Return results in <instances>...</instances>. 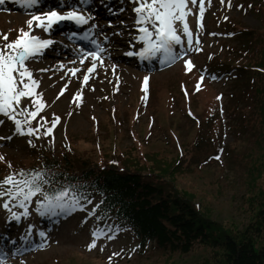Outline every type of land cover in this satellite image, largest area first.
Here are the masks:
<instances>
[{
	"label": "rangeland",
	"instance_id": "obj_1",
	"mask_svg": "<svg viewBox=\"0 0 264 264\" xmlns=\"http://www.w3.org/2000/svg\"><path fill=\"white\" fill-rule=\"evenodd\" d=\"M253 1L254 4L264 5V0H205L202 16L198 5L189 3L191 11L186 19L192 32L193 45L188 48L185 36L184 43L176 46L177 50L186 49L187 56L166 63L158 69H141L140 61L133 63L134 61L123 57L119 58L128 55L129 51L135 53L143 47V42L137 45L132 42L134 34H138V27L134 25L137 14L133 12V0H83L84 5L89 2L96 8L101 6V13H104L101 16L86 9L88 14L94 16V22L98 26L95 35H89L91 39L111 36L120 41L112 50L107 51V55L103 54V64H98L96 70L88 74L89 80L86 83L83 75L87 74L85 69L90 66V59L79 67L80 72L72 75L67 65L79 61V51L75 48L76 44L71 45L64 34L56 30L58 26L72 22L64 21L53 25L49 30L52 36H48L43 29L36 27L37 22L34 21L30 35L50 38L57 47L43 50L45 55H37L26 61L34 78L39 81L36 91L41 93L44 101V108L30 126H35L37 122L44 123L39 121V115H43L47 121L55 116L60 119L49 136L43 135V131L49 127V124L44 123L37 138L36 135H18L11 122L0 117L4 120L0 124V136H11V139L0 140V156L4 157L3 161H21L19 166L12 168L13 172L26 170L24 162H32L37 155L48 157L51 153L60 152V147H67V139L70 138L73 139L72 144L79 148L84 141L82 147L89 149L91 145L98 148L101 145L109 147L107 144H112L113 135H116L121 138V145L135 143L143 148L145 143L153 144L154 138L165 140L171 134L173 124L179 120L181 126H185L192 117H202L201 121L206 122L212 113L213 119L220 121L219 139L212 136V143L216 146L215 149L219 146V150H209L204 158L203 170L194 176L178 179L179 187L193 195L200 209L211 220L223 224L241 220L246 216L242 201L246 196L243 172L249 161L245 155L256 149V133L246 128V120L242 116L243 109L248 108L247 72L233 67L229 68L232 70L223 72L220 68L209 66L210 63H216L213 60L215 57L216 61L219 56L226 61L233 60L240 56L241 48H246L241 46L240 37H252L256 33L253 28L260 19V15H254L247 6V3ZM13 2L15 1L11 0ZM66 2L77 4L78 0ZM81 7L85 9V6ZM51 8L53 7L47 10ZM57 10L61 9L58 7ZM37 13L40 12L20 3L11 7L2 6L0 37L7 34L10 42L21 34L20 29L28 31L26 21L32 15H39ZM237 23L240 25L235 26ZM242 26L250 27L251 31L240 29ZM228 29L232 35L227 33ZM246 38L242 40L247 42ZM61 39L66 41L61 42ZM4 43L0 38V48H3ZM91 47L95 50L94 45ZM197 47L201 50L196 51ZM66 49L69 52H65ZM186 59H190L194 67L186 70ZM216 65L218 66L217 63ZM39 69L48 71L41 72ZM146 75L149 76L147 92L143 84V77ZM217 96L221 98L217 99ZM28 107L31 109V104ZM187 113L191 115L188 114L187 117ZM198 121L200 123V119ZM28 139L32 140V146L27 143ZM160 154L166 155L165 152ZM217 155L220 156L219 160L215 158ZM3 161L0 160V163L4 164ZM1 171L0 166V173ZM263 188L264 184L261 186ZM96 198L92 197L91 204L70 215L47 219L44 221L46 226L41 219L47 216H39L34 207H30L29 215L19 222H6L8 214L0 208V240L5 235L6 239L2 241L5 245L24 240L18 237L25 235L29 241L35 238L38 241L40 237L37 233L40 231L47 234L46 245L22 257H9L3 264H21V261H26V264H199L205 252H208L195 246L186 255L173 254L167 259V255L155 249L152 243L140 246L132 232L123 225L111 226L110 234L113 239L108 240L105 238L108 229L98 228L100 225L96 226L98 223H94L90 214ZM13 210L18 213L22 211ZM30 225H33L35 232L28 231ZM93 232L98 233V238L96 245L89 248ZM4 249L5 252L8 248ZM114 252H119L120 255L109 261L108 257Z\"/></svg>",
	"mask_w": 264,
	"mask_h": 264
},
{
	"label": "trees",
	"instance_id": "obj_2",
	"mask_svg": "<svg viewBox=\"0 0 264 264\" xmlns=\"http://www.w3.org/2000/svg\"><path fill=\"white\" fill-rule=\"evenodd\" d=\"M254 2L247 6L260 19L249 40L240 37L241 46L246 48H241L240 56L233 60L219 56L216 61L215 57L218 66H209L223 72L231 67L247 72L248 108L243 109L242 116L246 128L256 133V149L245 155L249 161L243 172L246 216L241 220L229 224L211 220L193 195L179 187L178 179L203 170L209 150H219L212 136H219L220 121L214 120L212 113L206 122L202 117H192L181 126L179 120L165 140L154 138L153 144L145 143L143 148L135 143L121 145L116 135L109 147L91 145L89 149L82 147L84 141L79 148L70 138L60 152L24 162L26 171L47 166L60 174L57 179L61 183L90 184L91 198L97 197L95 205L99 204L91 212L98 228L123 225L140 246L152 243L167 259L173 254L186 255L197 246L208 251L199 264H264V5ZM240 29L251 31L247 26ZM227 33L233 34L229 29ZM163 152L166 155L160 154ZM12 162L11 168L5 161L0 163V180L21 163Z\"/></svg>",
	"mask_w": 264,
	"mask_h": 264
},
{
	"label": "snow or ice",
	"instance_id": "obj_3",
	"mask_svg": "<svg viewBox=\"0 0 264 264\" xmlns=\"http://www.w3.org/2000/svg\"><path fill=\"white\" fill-rule=\"evenodd\" d=\"M16 2L26 7H33L39 3V0H16ZM3 3L4 0H0V4ZM189 3L198 5L199 13L202 16L205 11V0H143V2L133 0L135 5L133 12L137 14L134 25L138 27V34H134L133 39L143 42V47H140L139 51L135 53L129 51L127 54L136 55L141 59H150L157 53H161V63H170L182 56H187L186 49L177 50L176 46L184 43L183 37L185 36L187 37L188 48L193 45L192 32L186 19L191 11ZM82 4L83 0H78L77 4L61 3L58 6L61 10L51 8L39 15H32L26 21L29 30L20 29L21 34L10 42L7 40V34L0 37L5 41L3 48H0V117L10 121L15 133L20 136L36 135L39 137L40 130L44 128V123L49 124V127L43 131V135L49 136L60 119V117L55 116L51 121H47L43 115H39V121H44V123L37 122L35 126H30L44 108V101L41 99V93L36 91L39 81L34 78L26 61L35 58L37 55H42L44 49L54 44V40L50 38L30 35L33 22L36 21V27L43 29L45 33L49 32L53 25L64 21L72 22L78 27L87 25L88 31L83 36L87 40L89 33H94L98 26L94 22V16L88 14L87 10L81 7ZM107 40L108 37L105 36L104 41ZM91 43L95 46V50L83 48L79 50V63L82 66L90 58V66H86L85 69L87 74L83 75L85 83L89 80L88 74L93 73L98 64H103L102 56L105 53V48L99 40L92 39ZM196 43L199 44L198 38ZM200 50L199 47L196 48V51ZM209 55L211 57V54ZM184 63L186 70L194 67L190 59H186ZM39 71L44 72L48 69H39ZM70 71L72 75H75L80 72V68H74ZM200 79L202 81L203 76ZM148 83L149 76L146 75L143 77L145 92H147ZM77 98H79V94ZM220 98L217 96V99ZM29 104H31V109L28 107ZM189 114L191 115V113ZM21 116L23 119L20 118ZM3 122L4 120L0 119V124ZM3 139H11V136H0V140ZM27 143L30 146L33 144L31 139H28ZM215 158L219 160L220 156L217 155ZM0 160H4V157L0 156ZM8 167L11 168L10 162ZM58 175L60 174L52 172L45 166L30 171L20 169L4 177L0 184L6 185L7 190L0 188V208L8 214L6 222H19L29 215L30 207H34L36 213L41 217L59 219L92 203L91 193L88 191L91 187L90 184L61 183L57 179ZM97 207L99 204L95 205L92 211L95 212ZM13 209H21L22 211L18 213ZM32 230V226H29L28 231ZM118 230L119 226H117ZM110 233L111 228L105 233V238L108 240L113 239ZM37 235L41 238V243L31 250L43 247L47 243V234L44 231H40ZM92 236L93 239L88 245L89 248L96 245L98 233L93 232ZM27 238L26 235L18 237V239L24 240ZM28 250L27 247L24 248V252ZM24 252H21L14 245L13 248L0 253V264H3L4 260L9 257L22 256ZM119 255V252H114L108 259L111 261L113 257ZM21 264H26V261H21Z\"/></svg>",
	"mask_w": 264,
	"mask_h": 264
},
{
	"label": "bare ground",
	"instance_id": "obj_4",
	"mask_svg": "<svg viewBox=\"0 0 264 264\" xmlns=\"http://www.w3.org/2000/svg\"><path fill=\"white\" fill-rule=\"evenodd\" d=\"M111 4V3H110ZM109 4V5H110ZM92 4L91 3H87V6H89V10H91L92 12H94L95 14H97V15H104V13H101L102 12V9H101V6H99V7H97V8H90V6H91ZM93 9H96V11H93ZM44 12H47V11H44ZM67 26V25H66ZM68 26H71V28H73L74 27V25H72V24H70V25H68ZM57 31L59 30V31H63V27H58L57 29H56ZM94 32H96V29H95V31ZM47 35L48 36H52V33L49 31V32H47ZM108 37V40L105 42L104 41V37L103 36H100V38H99V40H100V42H101V44H103L104 45V48H105V53H106V55H107V51H110V50H112V48L117 44V43H119L120 41H119V39L117 38V39H115V38H113V37H111V36H107ZM61 42H64L65 40L64 39H61L60 40ZM132 42H134V43H136V45L137 44H139V42H137L136 40H132ZM53 47H57L56 46V44L54 43L53 45H51L50 47H48V48H46V49H44V51L45 50H47V49H49V48H53ZM43 55H45L44 53L42 54V56ZM109 55V54H108ZM124 58V59H126V60H128V61H134L133 63H135V61H136V59L137 58H140V57H138V56H136V55H124V56H120L119 58ZM134 57H136V58H134ZM90 59V58H89ZM139 61H141V60H146V59H138ZM90 61V60H89ZM81 66V64L79 63V61L77 62H75V64H69V65H67V69L69 70V69H74V68H79ZM32 229H33V227H32ZM32 232H35V230L33 229L32 230ZM20 244H21V240L20 241H13V244H12V248H13V246L15 245V247L17 248V249H19V246H20ZM37 248H35V250H36ZM35 250H33V251H35ZM18 257H22V256H17V258ZM6 264H7V262H5Z\"/></svg>",
	"mask_w": 264,
	"mask_h": 264
}]
</instances>
